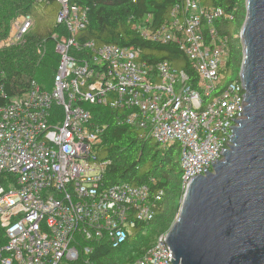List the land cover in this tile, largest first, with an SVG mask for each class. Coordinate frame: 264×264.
I'll list each match as a JSON object with an SVG mask.
<instances>
[{"label": "built area", "instance_id": "1", "mask_svg": "<svg viewBox=\"0 0 264 264\" xmlns=\"http://www.w3.org/2000/svg\"><path fill=\"white\" fill-rule=\"evenodd\" d=\"M209 1L179 0L158 27L135 25L145 39L175 44L189 70L145 61L139 48L80 41L87 10L69 0H56L69 34L57 39L52 89L32 81L10 96L0 70V264H78L92 252L89 243L118 248L160 209L163 189L105 184L110 160L98 148L108 124L96 123L87 105L119 111L118 124L161 149L178 143L184 192L223 159L247 101L240 76L224 84L230 46L218 24L235 16ZM33 25L30 14L17 16L0 48L23 40ZM167 237L159 234L133 264H173Z\"/></svg>", "mask_w": 264, "mask_h": 264}, {"label": "trees", "instance_id": "2", "mask_svg": "<svg viewBox=\"0 0 264 264\" xmlns=\"http://www.w3.org/2000/svg\"><path fill=\"white\" fill-rule=\"evenodd\" d=\"M87 10V25L78 34L80 41L94 40L97 45L118 44L142 51V59L150 63L168 60L173 66L190 69V61L172 43L158 44L145 39L136 24L156 28L169 19L171 8L179 0H69ZM235 16L224 18L218 27L229 38L230 52L226 61L224 84L238 79L243 62V46L240 32L246 18V0H210ZM60 5L56 0H0V40L7 38L13 19L30 14L34 25L24 39L16 44L0 48V70L5 88L10 96L24 94L32 81L51 90L60 63L56 52L59 36L68 35L65 24L58 22ZM150 22H147V19ZM57 37V38H56ZM93 120L108 124L102 134L98 156L110 160L104 182L106 185L127 182L132 185L148 184L153 190L165 192L160 209L149 223L139 224L132 236L120 247L112 248L105 241L89 243L90 254L84 255L78 264H133L157 236L168 232L178 217L184 190L180 145L161 149L156 143L150 147V139H142L137 128L120 125L116 117L119 111L99 105H87ZM151 179L156 180L153 185ZM150 228L146 235L145 229ZM4 240V239H3Z\"/></svg>", "mask_w": 264, "mask_h": 264}, {"label": "water", "instance_id": "3", "mask_svg": "<svg viewBox=\"0 0 264 264\" xmlns=\"http://www.w3.org/2000/svg\"><path fill=\"white\" fill-rule=\"evenodd\" d=\"M240 38L245 118L184 192L167 237L173 264H264V0H246Z\"/></svg>", "mask_w": 264, "mask_h": 264}, {"label": "rangeland", "instance_id": "4", "mask_svg": "<svg viewBox=\"0 0 264 264\" xmlns=\"http://www.w3.org/2000/svg\"><path fill=\"white\" fill-rule=\"evenodd\" d=\"M156 145V140L152 139L150 147H153ZM150 231V228L145 229L144 233H142V235H146L148 232Z\"/></svg>", "mask_w": 264, "mask_h": 264}]
</instances>
